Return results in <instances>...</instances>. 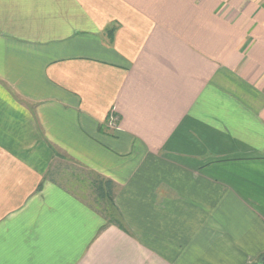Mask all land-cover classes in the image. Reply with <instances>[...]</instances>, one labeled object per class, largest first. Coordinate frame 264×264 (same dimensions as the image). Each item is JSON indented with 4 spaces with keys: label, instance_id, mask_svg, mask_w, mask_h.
<instances>
[{
    "label": "crops",
    "instance_id": "1",
    "mask_svg": "<svg viewBox=\"0 0 264 264\" xmlns=\"http://www.w3.org/2000/svg\"><path fill=\"white\" fill-rule=\"evenodd\" d=\"M263 255L264 0H0V264Z\"/></svg>",
    "mask_w": 264,
    "mask_h": 264
},
{
    "label": "trees",
    "instance_id": "2",
    "mask_svg": "<svg viewBox=\"0 0 264 264\" xmlns=\"http://www.w3.org/2000/svg\"><path fill=\"white\" fill-rule=\"evenodd\" d=\"M92 192L95 196V203L100 208V211L104 215V218L110 220L112 223L120 226L119 221L117 220V214L115 217L112 209V200H113V184L109 180H105L99 177H95L91 183ZM264 256V255H263ZM256 264H264L262 258Z\"/></svg>",
    "mask_w": 264,
    "mask_h": 264
},
{
    "label": "water",
    "instance_id": "3",
    "mask_svg": "<svg viewBox=\"0 0 264 264\" xmlns=\"http://www.w3.org/2000/svg\"><path fill=\"white\" fill-rule=\"evenodd\" d=\"M262 261H264V256H263V258H262Z\"/></svg>",
    "mask_w": 264,
    "mask_h": 264
}]
</instances>
